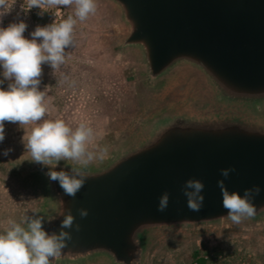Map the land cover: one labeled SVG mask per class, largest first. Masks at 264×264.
I'll return each mask as SVG.
<instances>
[{"label": "water", "instance_id": "water-1", "mask_svg": "<svg viewBox=\"0 0 264 264\" xmlns=\"http://www.w3.org/2000/svg\"><path fill=\"white\" fill-rule=\"evenodd\" d=\"M119 1L128 22L119 19L118 26L147 54L157 77L149 88L180 82L187 89L183 100L132 135L125 156L102 171L84 172L75 197L51 180L60 207L48 234L59 233L68 209L80 225L79 231L66 229L72 233L62 249L67 264H146L150 249L168 236L264 226V0ZM223 168L235 171L225 178ZM50 170L71 174L70 168ZM189 178L204 184L199 211L188 208L183 194ZM221 179L241 195L260 187L253 217L232 223L222 205ZM165 191L169 204L161 212Z\"/></svg>", "mask_w": 264, "mask_h": 264}, {"label": "rangeland", "instance_id": "rangeland-1", "mask_svg": "<svg viewBox=\"0 0 264 264\" xmlns=\"http://www.w3.org/2000/svg\"><path fill=\"white\" fill-rule=\"evenodd\" d=\"M96 4L94 14L77 21L74 46L65 49V63L55 71L48 64L42 65L39 90L46 92V119L61 118L73 129L86 122L95 133L90 150L107 148L109 153L129 142L157 112L183 100L187 88L180 82L161 89L144 87L140 67L129 56L115 51L120 22L104 1L96 0ZM61 10L64 19L74 13V6ZM12 19L21 22L11 6L0 17V27H7ZM24 23L27 28L23 35L31 39L37 24L32 19ZM48 24L51 19L46 16L38 25ZM2 73L0 67V80L4 79ZM9 83L4 80L0 87L6 89ZM23 127L30 132L33 125L4 124L5 138L0 142V229L10 219L19 222L34 207L33 190L9 169L11 162L30 158L22 140ZM147 259L146 264H264V226L211 228L168 236L150 249Z\"/></svg>", "mask_w": 264, "mask_h": 264}, {"label": "clouds", "instance_id": "clouds-1", "mask_svg": "<svg viewBox=\"0 0 264 264\" xmlns=\"http://www.w3.org/2000/svg\"><path fill=\"white\" fill-rule=\"evenodd\" d=\"M14 2L0 0V17ZM73 6L74 13L67 18L45 26L38 25L31 33V39L23 35L27 28L23 21L0 27V67L4 78L0 80V85L4 80L10 81L6 89L0 87V142L5 138L6 121L33 125L30 132L23 127L25 135L22 138L30 160L53 169L61 160L75 161L87 167L93 160H103L107 156V148L99 152L90 150L95 133L86 122H80L73 129L61 118H45L48 114L46 92L39 90L42 65L48 64L55 71L65 63V49L74 46L77 21H85L94 14L97 4L96 0H25L23 5L25 10L39 8V15L49 9ZM7 154L8 150H5L4 155ZM232 171L235 169L223 168L221 175L227 178ZM47 175L52 181H58L63 192L71 197H75L84 186L86 176L82 168L75 167H72L71 174L50 170ZM217 183L222 193V205L228 210V218L233 224L238 225L243 219L255 215L253 200L260 193L258 185L246 188L241 195L238 191L230 192L223 179ZM203 188L200 179L189 178L184 182L182 190L190 210L199 211L203 206ZM168 204L169 193L165 191L159 197L157 210L163 212ZM61 214L64 215L61 230L51 235L42 227L43 217H26L21 222L8 220L7 226L0 232V264H50V258L60 255L67 241L72 239V233L66 229L75 227L76 231L80 230V225L74 224L71 209ZM79 215L87 217L88 210L80 208Z\"/></svg>", "mask_w": 264, "mask_h": 264}, {"label": "flooded vegetation", "instance_id": "flooded-vegetation-1", "mask_svg": "<svg viewBox=\"0 0 264 264\" xmlns=\"http://www.w3.org/2000/svg\"><path fill=\"white\" fill-rule=\"evenodd\" d=\"M104 1L114 19L120 22V20L126 21V12L122 3L119 0H102ZM120 19V20H119ZM128 22V21H126ZM128 38H125L122 29L118 31L116 37V45L115 51L122 54L129 56L133 62V64L140 67L141 70V78L142 84L144 87L149 88L152 85L150 83L156 82L157 77L153 75V72L150 68L151 64L150 61L147 59V54L143 53L140 54L137 49L141 48L136 43H131L127 41ZM143 67H147L146 70ZM144 71V72H143ZM164 74L165 79L168 76V69L165 70ZM124 145V146H123ZM128 145V142L123 143L121 146H117L111 152L107 153V156L103 160L95 159L87 167H82L75 161H65L61 160L55 166L56 168H82L83 172H87L90 169H98L107 166L109 163L113 162L116 158V161L119 160L121 157L126 155V150L124 147ZM125 150V151H124ZM55 163V162H53ZM107 164V165H106ZM105 165V166H104ZM103 166V167H102ZM51 166L43 165L34 161H31L30 158L24 160H16L9 164V169L11 172L17 176L24 184H27L34 193V207L30 210L29 214L23 217L19 222L23 221L26 217L31 218H38L43 217L42 220V227L48 233L51 225L55 222L56 217L59 214V207L60 204L56 201V196L51 190V179L47 175L50 171ZM100 170V169H99ZM98 171V170H97ZM33 211H38V213H34ZM5 227L0 229V232L4 230ZM68 256H64L61 252L55 258H50V264H67L69 261ZM110 264H126V263H119L115 259ZM136 261V260H135ZM135 261H132L130 264H137ZM103 264V263H101Z\"/></svg>", "mask_w": 264, "mask_h": 264}, {"label": "built area", "instance_id": "built-area-1", "mask_svg": "<svg viewBox=\"0 0 264 264\" xmlns=\"http://www.w3.org/2000/svg\"><path fill=\"white\" fill-rule=\"evenodd\" d=\"M24 3H25V0H18V1H15L12 5L13 12L23 22L32 19L33 21H35V23L38 26L39 20L45 18L46 16L50 17L51 23H53L54 21L59 22L62 19L61 9H57L55 11L49 9L45 11L43 15H39L38 13H40L41 11L39 8L33 7L30 10H25L23 7ZM39 26H43V25H39Z\"/></svg>", "mask_w": 264, "mask_h": 264}, {"label": "crops", "instance_id": "crops-1", "mask_svg": "<svg viewBox=\"0 0 264 264\" xmlns=\"http://www.w3.org/2000/svg\"><path fill=\"white\" fill-rule=\"evenodd\" d=\"M11 23H17V22H14V20L12 22L10 20L7 22L8 25L11 24Z\"/></svg>", "mask_w": 264, "mask_h": 264}]
</instances>
